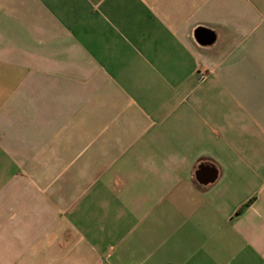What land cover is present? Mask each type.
Segmentation results:
<instances>
[{"label": "crops", "instance_id": "obj_1", "mask_svg": "<svg viewBox=\"0 0 264 264\" xmlns=\"http://www.w3.org/2000/svg\"><path fill=\"white\" fill-rule=\"evenodd\" d=\"M0 264H264V0H0Z\"/></svg>", "mask_w": 264, "mask_h": 264}]
</instances>
